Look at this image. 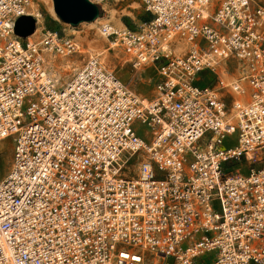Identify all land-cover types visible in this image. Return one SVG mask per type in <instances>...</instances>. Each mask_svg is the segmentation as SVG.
Wrapping results in <instances>:
<instances>
[{"label":"built area","instance_id":"built-area-1","mask_svg":"<svg viewBox=\"0 0 264 264\" xmlns=\"http://www.w3.org/2000/svg\"><path fill=\"white\" fill-rule=\"evenodd\" d=\"M135 1L150 20L101 35L155 69L151 100L97 55L59 87L43 53L80 45L18 37L33 0H0V264H264V0Z\"/></svg>","mask_w":264,"mask_h":264},{"label":"rangeland","instance_id":"rangeland-1","mask_svg":"<svg viewBox=\"0 0 264 264\" xmlns=\"http://www.w3.org/2000/svg\"><path fill=\"white\" fill-rule=\"evenodd\" d=\"M33 2H37L39 4L43 19L37 33L35 35L33 33L31 36H29L31 37L29 39L30 41L39 42L43 38L42 35L46 31L51 33L56 32L58 36L72 39L80 45V54L67 56L71 57V59L75 58V63L73 65L76 68V71L81 67V65L89 55H97L99 56L100 61L103 63L106 69L112 71L116 76H118L122 80V82L135 94H137L144 100H151L156 96L155 83L158 80L159 76L152 66H142L141 69H135L132 65L133 60L131 56L129 57L130 54H127L124 51L123 47L115 46L108 52V55H105L100 54V47L96 43L92 42L95 40L104 39V37L101 35L100 27L106 23H109L114 29L117 30H124L125 28L130 31L140 30L143 27V24L150 20V17L143 12L141 7L135 0H119L117 2L111 3L109 6L105 7L106 12H102L101 14H99L98 19L101 20H99L95 25H90V23H82L75 27L64 24L56 17V15L53 16L48 11L47 5H45L44 3L45 0H33ZM115 19H117L119 22H116ZM89 43L91 45H89ZM105 45L109 47L110 43L105 42ZM89 49L92 50L89 51ZM47 55L48 53H43V58H47ZM51 73L52 75H54L52 70ZM74 73L75 71H71L70 69L62 73V77L60 78L58 86H64L72 78ZM235 76V73L232 74V76H230V79H234ZM134 128L139 136H141L146 141L148 140L147 134L149 133V130L145 126H142L140 123L136 122L134 124ZM235 139L236 135L227 138L225 141V147L234 146ZM12 153L13 142L12 139L9 138L0 144V181L9 171L12 161ZM144 157L145 154H140V156H137L128 163L127 168L130 175H134L137 164ZM212 257V255L204 256V258L202 259L203 263L210 264ZM168 262L169 264L172 263L171 260Z\"/></svg>","mask_w":264,"mask_h":264},{"label":"water","instance_id":"water-1","mask_svg":"<svg viewBox=\"0 0 264 264\" xmlns=\"http://www.w3.org/2000/svg\"><path fill=\"white\" fill-rule=\"evenodd\" d=\"M52 4L56 17L72 27L99 18L98 7L89 0H52ZM34 30L35 21L31 16H21L15 22L14 33L20 38L31 36Z\"/></svg>","mask_w":264,"mask_h":264},{"label":"bare ground","instance_id":"bare-ground-1","mask_svg":"<svg viewBox=\"0 0 264 264\" xmlns=\"http://www.w3.org/2000/svg\"><path fill=\"white\" fill-rule=\"evenodd\" d=\"M45 5H47V8H48V11L53 15L55 16V13L53 11V6H52V3H51V0H45ZM27 12L33 14L35 17H37L38 19V24H41L42 22V14L40 12V6L39 4L36 2H31L30 4V10H28ZM114 14V12H113ZM117 14V13H115ZM116 16V15H115ZM113 18V17H112ZM118 19V18H117ZM117 19L116 22H119ZM99 20L101 19H97L94 23H90V25H95ZM114 20V19H113ZM112 30L116 33H120L121 30H117V29H114L112 27ZM38 31V30H37ZM37 31L35 32V34L37 33ZM102 33V31H100ZM74 33V32H73ZM34 34V35H35ZM33 35V36H34ZM31 38V37H30ZM95 40V39H94ZM89 42V41H88ZM94 43H96L99 47H100V50L99 52H101L100 54H107L108 55V52L115 46L117 45H114L112 44V42H110V46L107 47L105 45V42H107V40L105 39H100V40H95V41H92ZM90 42V43H92ZM89 43V45H91ZM179 44H183L182 42H179ZM92 50V49H91ZM89 49V51H91ZM128 54V53H127ZM48 57L43 59L44 60V70L45 72L47 73V75L56 82V84H59L60 82V78L62 77V73L66 72L68 69H70L71 71H76V68L74 67V63H75V58H72L71 57H67V56H54V55H51L48 53L47 55ZM59 57V58H58ZM118 57V56H117ZM130 57V55H129ZM127 59V58H126ZM141 69V67L139 68ZM51 70L53 71V74L51 73ZM138 71V70H137ZM136 75V73H135ZM3 142V141H2ZM1 142V143H2Z\"/></svg>","mask_w":264,"mask_h":264}]
</instances>
